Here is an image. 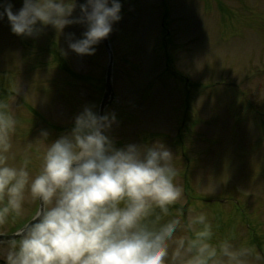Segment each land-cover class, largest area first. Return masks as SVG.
<instances>
[{"label":"rangeland","instance_id":"rangeland-1","mask_svg":"<svg viewBox=\"0 0 264 264\" xmlns=\"http://www.w3.org/2000/svg\"><path fill=\"white\" fill-rule=\"evenodd\" d=\"M8 2L14 11L23 6V0ZM84 2L79 0V3ZM259 2L261 4L252 1L246 8L257 14V29L246 32L245 27L243 35L226 38L223 25H228L230 32L232 26L239 30L237 19L219 23L206 16L207 11L196 0H171L172 7L167 8L160 0H121L122 19L113 25L109 35L115 52L114 86L119 98L109 107L108 113H115L117 117L110 132L117 147L132 143L151 145L159 142L155 136H162L165 142L169 135L176 133L170 127L181 115L179 112L187 115L188 128L182 117L177 129L182 135L186 133L190 162L182 163L178 173L183 179L177 178V182L195 199L192 198L190 204L191 200L184 195L173 206V213L186 217L189 209L204 211L212 227L214 244L229 241L236 247L253 248L264 257V160L252 159L254 156L248 149L256 127L249 118L241 124L235 122L233 115H225L223 109L216 106L218 98L232 101L247 86L246 95H251L249 97L264 108V74L257 76L264 64V0ZM230 12L249 15L242 9ZM164 13H167L165 28L173 32L168 40L161 26ZM79 14L77 7L74 16ZM84 31L86 25L76 23L67 26L63 34L47 26L36 38L22 37L11 31L7 17L0 20V104L6 105L19 121L13 136L10 163L18 166L29 159L35 170L40 154L47 147V142L40 140L43 131L48 132L49 142L54 141L72 129L75 117L86 106L97 112L109 54L102 42L93 55H79L69 49V34L78 39ZM187 38L196 40L189 49H182L184 45L180 41ZM167 46L172 71L179 68L183 73L193 74L201 86L193 81L185 82L181 96L171 67H166L167 62L162 58ZM246 73L250 82L243 80ZM85 75L88 83L80 80ZM257 77L260 80L257 81ZM162 82L165 87L160 86ZM159 88L162 89L158 92ZM4 89L15 91L16 95L7 98ZM223 90L224 96L214 95ZM187 102L192 108L189 109ZM263 117L259 140L264 138ZM58 125L66 130L61 131ZM190 126L198 129L196 134ZM191 134L193 141L189 137ZM175 139L182 141V138ZM210 148L212 150L208 151ZM174 154L176 158V152ZM205 194L214 197L236 195L238 198L235 205H210L200 202L199 197ZM185 204L189 207L186 211ZM34 208L35 205L29 206L21 220L0 228V232L14 231ZM11 246L12 243L0 244V264ZM263 262L264 259L255 264Z\"/></svg>","mask_w":264,"mask_h":264},{"label":"clouds","instance_id":"clouds-1","mask_svg":"<svg viewBox=\"0 0 264 264\" xmlns=\"http://www.w3.org/2000/svg\"><path fill=\"white\" fill-rule=\"evenodd\" d=\"M77 7L79 15L74 16ZM121 0H23L18 11L0 0V20L11 31L38 37L47 26L63 34L86 25L82 37L69 34L68 48L93 55L122 19ZM67 55V53H64ZM115 113L85 107L74 126L47 142L35 170L24 159L9 162L16 116L0 104V228L15 225L18 240L5 264H255L264 257L229 241L214 244L207 213H173L184 196L177 182L175 154L165 144L117 147L110 135Z\"/></svg>","mask_w":264,"mask_h":264},{"label":"water","instance_id":"water-1","mask_svg":"<svg viewBox=\"0 0 264 264\" xmlns=\"http://www.w3.org/2000/svg\"><path fill=\"white\" fill-rule=\"evenodd\" d=\"M104 40L107 42V39H104ZM110 68H111V66L109 67V72H108L107 92H106L105 97L103 99L102 108H101V114L102 115H103L104 106L108 102L109 97L112 96V94H113V90H112V86H111V82H110ZM16 237H18L16 234L0 235V241H8V240L14 239Z\"/></svg>","mask_w":264,"mask_h":264}]
</instances>
